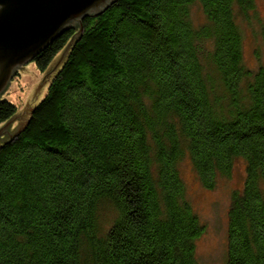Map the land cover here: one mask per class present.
<instances>
[{"label":"trees","instance_id":"16d2710c","mask_svg":"<svg viewBox=\"0 0 264 264\" xmlns=\"http://www.w3.org/2000/svg\"><path fill=\"white\" fill-rule=\"evenodd\" d=\"M80 24L27 123L0 146V264H199L206 224L180 172L185 158L209 191L244 162L224 264H264L257 0H114ZM74 32L34 58L38 71ZM15 111L1 102L0 122Z\"/></svg>","mask_w":264,"mask_h":264},{"label":"water","instance_id":"95a60500","mask_svg":"<svg viewBox=\"0 0 264 264\" xmlns=\"http://www.w3.org/2000/svg\"><path fill=\"white\" fill-rule=\"evenodd\" d=\"M113 1L0 0V103L6 100L16 108L0 122V146L25 126L31 111L44 97L80 34L81 20L99 14ZM69 27L75 32L39 73L34 58Z\"/></svg>","mask_w":264,"mask_h":264},{"label":"rangeland","instance_id":"374dc122","mask_svg":"<svg viewBox=\"0 0 264 264\" xmlns=\"http://www.w3.org/2000/svg\"><path fill=\"white\" fill-rule=\"evenodd\" d=\"M257 5L264 25V0H257ZM192 19L195 24L203 19L201 12L196 8L192 10ZM255 45L256 43L253 42L251 36L246 33L243 42V55L245 63L250 67L255 66V60L252 56ZM39 73L43 72L39 71ZM15 76L20 79L19 73H16ZM179 168L193 207L206 224L205 233L197 240L196 257L198 263L224 264L229 199L233 190L242 187L245 172L244 162L240 159L236 160L230 178L219 180L216 188L211 191L200 186L188 158L180 162Z\"/></svg>","mask_w":264,"mask_h":264}]
</instances>
